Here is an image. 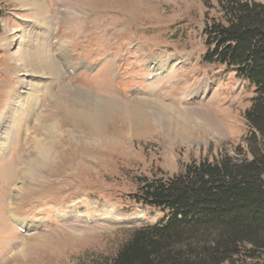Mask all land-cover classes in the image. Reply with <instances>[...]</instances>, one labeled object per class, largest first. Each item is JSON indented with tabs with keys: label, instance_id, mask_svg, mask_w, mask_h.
<instances>
[{
	"label": "rangeland",
	"instance_id": "374dc122",
	"mask_svg": "<svg viewBox=\"0 0 264 264\" xmlns=\"http://www.w3.org/2000/svg\"><path fill=\"white\" fill-rule=\"evenodd\" d=\"M210 23L216 0H0V264H112L133 230L164 217L133 201L139 181L242 158L254 90L202 62ZM139 102L180 115L186 138L159 127L153 104L135 127ZM95 108L107 122L93 130ZM203 115L224 133L198 129ZM235 262L264 264V251Z\"/></svg>",
	"mask_w": 264,
	"mask_h": 264
},
{
	"label": "trees",
	"instance_id": "16d2710c",
	"mask_svg": "<svg viewBox=\"0 0 264 264\" xmlns=\"http://www.w3.org/2000/svg\"><path fill=\"white\" fill-rule=\"evenodd\" d=\"M221 23L203 30L205 64L231 70L253 87L239 160L191 163L166 180L139 181L133 201L158 210L133 230L112 264H236L264 251V3L216 0Z\"/></svg>",
	"mask_w": 264,
	"mask_h": 264
},
{
	"label": "bare ground",
	"instance_id": "6f19581e",
	"mask_svg": "<svg viewBox=\"0 0 264 264\" xmlns=\"http://www.w3.org/2000/svg\"><path fill=\"white\" fill-rule=\"evenodd\" d=\"M29 1V0H28ZM26 2V1H25ZM24 2V3H25ZM30 5H34L33 3L32 4H30ZM40 6V5H39ZM42 6V5H41ZM43 7V6H42ZM38 9V8H37ZM42 51V50H41ZM40 56H42V59L41 58H39L40 59V63H39V65H41V67L44 65L45 66V62L43 61V58H45L44 56L45 55H41L40 54ZM168 59V61H166V63H164L163 64V61H161V62H159V63H153L154 64V66L156 67V68H154V70H153V72L155 71V73H156V75L159 73V72H161L162 71V69H164V67H166L167 68V70L168 71H170V68H171V66H173L174 65V61L176 60L174 57H170V58H167ZM169 61H172V63H171V66L170 65H168L170 62ZM48 63V62H47ZM34 67V66H33ZM22 82H23V85H22V87L24 86V80H22ZM208 82L207 81H204L203 83H202V85L204 86V90L203 89H201V92H194V94L196 95V96H199V95H207V93H208V91H207V89H209V87H208V85L209 84H207ZM194 94H192L193 96H194ZM72 99V98H71ZM70 99V100H71ZM136 99V98H135ZM68 100V99H67ZM79 102H80V100H78ZM68 102V101H67ZM91 102V101H90ZM29 103V102H28ZM81 103V102H80ZM145 102H139V103H134L135 104V110H134V113H133V123H136V125H135V127H139V128H142V127H144V126H146V127H148V119H147V117L145 116V111L148 109L149 110V108H151V106L153 107V105H155V104H153V103H150V104H147V103H145ZM85 104H88V102H86ZM142 104H144V105H146L145 107H143V105ZM153 104V105H152ZM92 105V104H91ZM26 107H27V105H26ZM28 107H30V106H28ZM148 107V108H147ZM155 107H156V111H157V113H158V116L156 117V116H154V119H155V121H157L158 122V124H159V127L160 128H163V129H166L167 131H168V134H170L171 136H173L174 138H175V141L176 140H178V139H183L185 136H184V133H186V129H185V127L182 125V123H181V119L182 118H180L181 116L179 115V116H177V115H174L173 113V111H171L170 109H169V107H166V108H160V107H158L157 105H155ZM73 108V107H72ZM29 111V110H28ZM89 111H91V109L89 110ZM97 111H98V109H94V112L93 113H91V116H92V120L95 122L94 123V129L93 130H95V129H97L98 128V126H99V122H101L102 124H104V123H106L105 122V119H103L102 120V118L100 117L101 116V114H100V112L99 113H97ZM144 111V112H143ZM150 111H152V110H150ZM149 111V112H150ZM104 112V111H103ZM159 112H160V114L161 115H159ZM112 113V112H111ZM110 113V114H111ZM151 114H153V115H155L153 112H150ZM204 114V113H203ZM204 115H206V114H204ZM202 116L201 117V119H197V122H196V125H197V128L199 129V128H203V129H205V130H208V131H211L213 134H218L219 136L221 135V134H223L224 133V131H223V129H222V127H224V126H221V122L219 123L216 119H212V118H210V117H208V116ZM101 118V120L100 121H98V119H100ZM146 120H147V122H146ZM3 127H4V123H0V128L1 129H3ZM50 128H51V126L49 127V129H47L48 131L50 130ZM101 130H103L104 131V129L103 128H101ZM167 131H165V132H167ZM96 132V131H95ZM223 132V133H222ZM8 133H4L3 132V134L0 136V140H2V139H4V138H7L8 137ZM222 137V136H221ZM186 138V137H185ZM7 142V144H6V148H8L9 147V143H8V141H6ZM184 142V141H183ZM185 143V142H184ZM0 144H2L3 145V143H0ZM55 146V145H54ZM34 150L36 151V152H38V154L37 153H34L33 154V156H35L36 157V162H39V164L40 163H43L44 164V166L46 165V159L44 158V156H46V155H44V150H45V148H42V147H40V145L39 144H34ZM40 151V152H39ZM33 158V157H32ZM42 158H44V159H42ZM42 164V165H43ZM34 166H36V165H34ZM39 168V167H38ZM43 168V167H42ZM12 216V215H11Z\"/></svg>",
	"mask_w": 264,
	"mask_h": 264
}]
</instances>
